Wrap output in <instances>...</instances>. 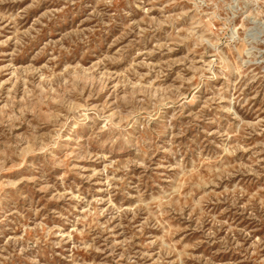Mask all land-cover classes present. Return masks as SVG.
<instances>
[{
	"label": "rangeland",
	"instance_id": "1",
	"mask_svg": "<svg viewBox=\"0 0 264 264\" xmlns=\"http://www.w3.org/2000/svg\"><path fill=\"white\" fill-rule=\"evenodd\" d=\"M0 264H264V0H0Z\"/></svg>",
	"mask_w": 264,
	"mask_h": 264
}]
</instances>
